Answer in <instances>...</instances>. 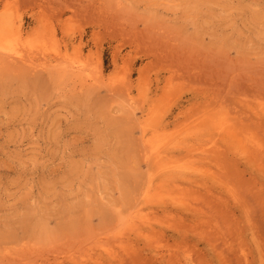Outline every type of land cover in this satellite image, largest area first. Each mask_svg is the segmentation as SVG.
<instances>
[{
	"label": "rangeland",
	"instance_id": "obj_1",
	"mask_svg": "<svg viewBox=\"0 0 264 264\" xmlns=\"http://www.w3.org/2000/svg\"><path fill=\"white\" fill-rule=\"evenodd\" d=\"M1 41L0 264H264V0H0Z\"/></svg>",
	"mask_w": 264,
	"mask_h": 264
},
{
	"label": "bare ground",
	"instance_id": "obj_2",
	"mask_svg": "<svg viewBox=\"0 0 264 264\" xmlns=\"http://www.w3.org/2000/svg\"><path fill=\"white\" fill-rule=\"evenodd\" d=\"M2 23V22H1ZM9 25V24H8ZM5 30V29H4ZM3 40V39H2ZM8 41V40H7ZM7 44L5 41H1L0 42V49H2L3 47H1V46H5V44ZM10 43V42H9ZM8 45V44H7ZM10 48V47H9ZM5 50H4V55H5V52L7 53L8 51H6L7 49L6 48H4ZM11 49V48H10ZM12 50V49H11ZM0 52H2V51H0ZM9 54V53H8ZM13 54H14V52H13ZM2 57V56H1ZM7 57H8V55H7ZM19 57V56H18ZM13 58V57H12ZM1 60V59H0ZM6 60V59H5ZM3 61V60H2ZM132 99V98H131ZM154 114L153 113H151V112H149L148 111V113L146 114V118H144V120H145V122L147 123V125H149V124H151V122H152V120H153V118H154V116H153ZM152 126V125H151ZM153 126H155V125H153ZM143 131H144V128H143ZM156 132V131H155ZM154 135V134H153ZM155 136H156V133H155ZM151 141V140H150ZM146 145H147V143H146ZM145 145V146H146ZM147 147H148V145H147ZM147 147H145L146 149L145 150H148L147 152H146V160H147V162L149 161V159H151L152 157L154 158L153 160V164L154 165H156V169H155V171L157 170L158 172L161 170V169H163L164 168V165L161 163V161H162V155L159 153L160 152V145H156L155 143L154 144H152V145H150L148 148ZM146 162V163H147ZM254 163H255V165L258 167V172L259 173H261V174H263L264 175V162L262 161V160H260V159H257V160H255L254 161ZM154 173V172H153ZM153 173H152V175H153ZM151 174V173H150ZM151 177H149L148 178V180L150 179ZM151 181V179L149 180V182ZM258 187V186H257ZM148 190V189H147ZM146 191V190H145ZM149 191V190H148ZM142 193L143 194H145V192H143L142 191ZM142 193H141V195H142ZM146 193H148L147 191H146ZM150 193V192H149ZM148 193V194H149ZM251 193H253V192H251ZM147 194V200H148V197H149V195ZM255 194V193H254ZM261 195V194H260ZM253 196V195H252ZM254 197H255V200H257L258 199V196H257V199H256V195L255 196H253V198L252 199H254ZM264 197V196H263ZM263 197H260V199H262ZM152 199V198H151ZM248 200V199H247ZM151 201V200H150ZM153 201V200H152ZM148 202V201H147ZM255 202H257V201H255ZM258 203V202H257ZM256 203V204H257ZM264 203V202H263ZM238 204H239V208H241L242 210L244 209V210H246L247 211V209L249 208L248 206H247V204H249V203H246V201L245 200H239L238 201ZM258 205H259V203H258ZM257 205V206H258ZM262 205V204H261ZM263 206V205H262ZM260 207V206H259ZM261 208V207H260ZM253 210H254V208H253ZM263 210V209H262ZM262 212V211H261ZM130 221V220H129ZM127 222V221H126ZM129 223V222H128ZM127 224V223H126ZM264 228V227H263Z\"/></svg>",
	"mask_w": 264,
	"mask_h": 264
}]
</instances>
